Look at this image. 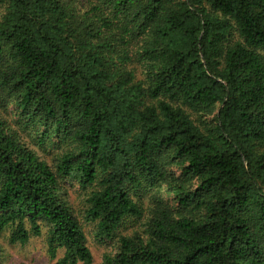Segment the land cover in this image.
Instances as JSON below:
<instances>
[{"label":"trees","instance_id":"16d2710c","mask_svg":"<svg viewBox=\"0 0 264 264\" xmlns=\"http://www.w3.org/2000/svg\"><path fill=\"white\" fill-rule=\"evenodd\" d=\"M43 228L56 264L89 229L96 264H264V0H0V232Z\"/></svg>","mask_w":264,"mask_h":264},{"label":"rangeland","instance_id":"374dc122","mask_svg":"<svg viewBox=\"0 0 264 264\" xmlns=\"http://www.w3.org/2000/svg\"><path fill=\"white\" fill-rule=\"evenodd\" d=\"M17 129L20 130L18 126ZM21 135L41 157L49 158L57 151L48 143L43 147L39 145L29 130L21 131ZM68 188L71 192L69 200L77 205L79 202L76 193L77 187L70 186ZM46 232V228H43L40 235H31L24 244L10 243L9 229L0 232V264H56V259H51L47 253ZM87 244L92 252L94 264L101 262L103 255L112 249L106 240L96 237L91 229L87 231Z\"/></svg>","mask_w":264,"mask_h":264}]
</instances>
